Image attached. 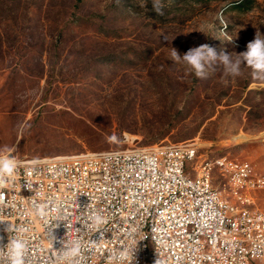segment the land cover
Returning a JSON list of instances; mask_svg holds the SVG:
<instances>
[{
	"label": "rangeland",
	"instance_id": "rangeland-1",
	"mask_svg": "<svg viewBox=\"0 0 264 264\" xmlns=\"http://www.w3.org/2000/svg\"><path fill=\"white\" fill-rule=\"evenodd\" d=\"M162 3L158 15L153 0H0V147L12 148L2 155L191 143L199 151L192 177L207 160L225 158L233 169L240 161L255 181L253 206L264 210V187L253 195L262 187L254 174L264 176V79L243 68L222 84L217 67L201 80L170 58V47L183 54L202 43L244 51L264 35V0ZM212 180L234 199L225 175Z\"/></svg>",
	"mask_w": 264,
	"mask_h": 264
},
{
	"label": "built area",
	"instance_id": "built-area-1",
	"mask_svg": "<svg viewBox=\"0 0 264 264\" xmlns=\"http://www.w3.org/2000/svg\"><path fill=\"white\" fill-rule=\"evenodd\" d=\"M187 152L199 151L185 143L113 150L109 161L92 153L35 160L3 155L11 156L16 165L0 184V221L12 226L5 241L23 242V264H68L60 258L61 245L50 239L52 231L64 237L66 244L85 240L81 264L104 259L137 264L130 262L137 241L133 221H141L149 264L153 254H161L164 264H255L253 253H260L264 262V236L244 242L245 232L257 229L253 217L234 222V214H241L235 205L230 219L221 218L215 208L217 189L204 187V175L225 167L229 176L239 175V182L234 183H241V190L235 196L245 200L246 171L240 161L235 169H228L229 160L216 163L201 172L199 182H191L188 165L180 162V155ZM108 172H115L116 181H108ZM254 178H262L255 196L264 187V176L254 174ZM164 200H172L173 209L161 215L162 227L155 228V239L162 240V248H153L146 241V225ZM202 202H212V209L197 213ZM140 211H147V220H140ZM97 224L114 225V232L106 236L102 252L86 260ZM233 244H242V251H233Z\"/></svg>",
	"mask_w": 264,
	"mask_h": 264
},
{
	"label": "bare ground",
	"instance_id": "bare-ground-1",
	"mask_svg": "<svg viewBox=\"0 0 264 264\" xmlns=\"http://www.w3.org/2000/svg\"><path fill=\"white\" fill-rule=\"evenodd\" d=\"M197 152H187V155H180V162H184L188 165L191 161L196 158ZM111 154L102 155V161H109ZM225 158H218L216 160H207L202 164L198 170V174L192 177L189 173V179L191 182H199L201 172L209 170V168L216 163H224ZM228 169H233L228 163ZM223 175L229 180V188L231 193H233L234 199L225 200L222 193L214 187L212 183L211 175H204V187L208 190L217 189V200H215V208H219V213L221 218L230 219V211H235V205H237V210L241 211V214H234V222H246L253 217V224L257 225V229H250L244 234V242H253L256 237L264 236V212L261 209L255 208L253 206L250 191L254 187V180L250 176V169H245L246 178H244V192L245 200H242L241 196H235L237 190H241V183L239 182V175H231L225 172V167H217ZM108 181H116L115 172H108ZM228 199V198H227ZM173 209L172 200H164L159 202L158 211H153V220H148L146 225V241L148 246H153V248H162V240L155 239V228L162 227V217L165 213ZM212 209V202H202V205L197 206V213H204L207 210ZM140 220H147V211H140ZM133 229H135L136 250H134V255H130V262H137V264H149L146 257V247H145V232L141 226V221H133ZM114 225H104L97 224V232L91 242V246L86 249V260H93L95 255L102 252L103 242L108 234H113ZM80 245L78 254L73 257L72 264H81L85 259V240H78ZM233 251H242V244H233ZM164 264V257L161 254L152 255V264ZM262 260L260 253H253V261ZM93 264H115V259H104V262H96ZM116 264H127L126 260H118Z\"/></svg>",
	"mask_w": 264,
	"mask_h": 264
},
{
	"label": "clouds",
	"instance_id": "clouds-1",
	"mask_svg": "<svg viewBox=\"0 0 264 264\" xmlns=\"http://www.w3.org/2000/svg\"><path fill=\"white\" fill-rule=\"evenodd\" d=\"M164 4L162 0H153V10L158 15H163ZM206 34L203 31H199ZM168 40L167 37H164ZM169 41V40H168ZM235 44V40H229ZM238 46V45H236ZM171 60L182 67L188 74L194 75L196 78L207 79L210 73L215 72L217 67L223 70L222 84H227L229 78H237L243 75V68L251 70V75L257 79H264V35L259 32L255 33L252 40L246 44V49L239 53L226 52L224 49H217L209 43H202L198 46L188 48L181 54L176 48L170 47ZM12 152V148L8 146L0 147V184L4 182L5 177L11 176L15 170V162L11 156L4 157L2 154ZM32 186H28L31 189ZM56 227H59L57 224ZM11 224H5L0 221V264H23V248L24 244L20 240L5 241V234L8 235L11 230ZM50 239L61 245L58 252L61 253V259L72 264V257H75L79 252V243L77 241H68L65 243L64 237L58 238L50 234ZM156 264H159L157 259Z\"/></svg>",
	"mask_w": 264,
	"mask_h": 264
}]
</instances>
